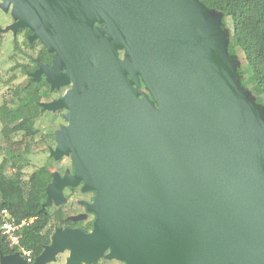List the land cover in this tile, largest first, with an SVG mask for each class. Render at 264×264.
<instances>
[{"label":"water","instance_id":"water-1","mask_svg":"<svg viewBox=\"0 0 264 264\" xmlns=\"http://www.w3.org/2000/svg\"><path fill=\"white\" fill-rule=\"evenodd\" d=\"M7 1L6 30L26 27L55 53L34 80L72 86L42 105L66 111L49 153L73 169L52 174L45 205L65 188L94 194L91 231L55 230L32 264L62 250L66 264H264V116L220 16L197 0Z\"/></svg>","mask_w":264,"mask_h":264},{"label":"trees","instance_id":"trees-1","mask_svg":"<svg viewBox=\"0 0 264 264\" xmlns=\"http://www.w3.org/2000/svg\"><path fill=\"white\" fill-rule=\"evenodd\" d=\"M206 9L218 14L221 21V29L224 30L226 22L231 23L232 34L226 43V53L234 58L238 48L245 59V65L236 67L235 73L239 77V85L245 89V94L250 100L261 107L264 106V0H197ZM18 29H28L26 27ZM30 30V29H29ZM31 31V30H30ZM28 43L27 41H25ZM24 42L23 45L27 46ZM16 44L20 50L22 45ZM16 50V51H17ZM43 50V49H42ZM15 53L9 58L15 59ZM49 55L43 53L36 56L39 63H44ZM33 65H17L21 73L27 76L25 82L17 85L10 91L13 102L4 101L0 105L1 137L9 140L12 135L20 134L23 143L22 150L28 154L29 141L39 133L34 127V121L41 115L42 105L40 100L48 93L49 85L41 82L37 91H34L37 83L29 77L34 73L37 66L32 59ZM248 73V75H247ZM264 116V110H263ZM54 139L52 135H48ZM29 139V141H26ZM18 149H20L18 147ZM5 157L0 164V222L1 212L6 210L16 221L21 219L32 222L20 232V245L32 252L33 259L38 257L44 247L49 246L51 236L55 230H63L71 226L70 220L58 207L54 210L45 205L46 189L51 183L53 170L48 165L34 169L29 175H24L22 156L15 155L9 149L4 150ZM10 163L13 172L6 176L4 167ZM91 222L86 229L91 228ZM17 249L11 247L0 232V257L13 255ZM91 264H99L98 261Z\"/></svg>","mask_w":264,"mask_h":264},{"label":"rangeland","instance_id":"rangeland-1","mask_svg":"<svg viewBox=\"0 0 264 264\" xmlns=\"http://www.w3.org/2000/svg\"><path fill=\"white\" fill-rule=\"evenodd\" d=\"M13 5L11 2L7 0H0V32L4 31L7 32L11 29L6 30L5 26L11 21L8 17V14H11V18L14 20L13 13H12ZM4 28V29H3ZM8 28V27H7ZM3 29V30H2ZM224 32L226 33L227 37L229 38L232 34V27L230 22H226L224 26ZM2 35V33H0ZM2 39L0 41V105L4 101H11L13 102V107L15 106V101L12 99L10 95L11 89L20 85L21 83L25 82L27 76L21 73V68L16 67L17 65H26L28 61V56L21 55L17 53L15 59L11 60L9 56L12 54L11 47H10V40L6 36L0 37ZM22 48V47H21ZM25 48L23 47L22 50ZM29 53V52H28ZM234 63L236 67H242L245 65V59L242 52L237 48L236 55L234 57ZM248 75V73H247ZM41 78L37 79V86L35 87L34 91H37L40 86ZM71 86V85H70ZM66 90V91H65ZM71 88H64L60 89L59 92L56 94L51 93L46 97V99L42 98V103L49 104L52 103V100L57 95L65 94L68 91H71ZM52 100V101H51ZM56 100V99H55ZM252 103L255 104V101L252 100ZM260 109L263 111L264 106H261ZM59 110H50V109H43L41 115L38 119L34 121V127L38 130L37 136L33 138V140L29 141L30 150L28 154H26L22 148L23 143L20 142L21 136L20 134L12 135V138L9 140H3L0 133V164L2 158H4L6 149H9L15 155H21L23 158V163L27 165L24 168V175H29L34 169L42 167L44 165L50 166L54 173H57L61 176V174L70 169V156H64L60 159H54L49 153V148H55L54 139L48 138V135H52L55 131L59 128L58 126L66 125L67 122L64 119V116H56V112ZM1 130V126H0ZM18 147L20 149H18ZM13 170L10 168V163H8L3 170V173L6 176H9ZM79 191V188L76 189L75 192H70L66 188L62 191L63 201L56 204L53 200L49 204V208L54 210L58 207H62V210L70 220L71 226L73 227H80V221L77 219H73L74 217H78L79 214H83V207L85 204H92V202H88L90 199L89 194L82 195ZM86 213H90L87 210ZM72 218V219H71ZM92 225V224H91ZM90 230V229H89ZM67 251L62 250L55 256V260L51 261L48 264H66L68 255ZM100 264H121V261L118 260H109L105 257L99 262Z\"/></svg>","mask_w":264,"mask_h":264},{"label":"flooded vegetation","instance_id":"flooded-vegetation-1","mask_svg":"<svg viewBox=\"0 0 264 264\" xmlns=\"http://www.w3.org/2000/svg\"><path fill=\"white\" fill-rule=\"evenodd\" d=\"M11 14H8V17L11 19V21L5 26V28H7V27H11V26H13L14 24H15V19L13 20L12 18H11V16H10ZM95 27H99V28H102L103 27V25L102 24H99V23H97V22H94L93 24H92V28H95ZM40 27H38V28H36V29H39ZM4 29V28H3ZM2 29V30H3ZM48 31H49V33H50V35L51 36H55L54 35V33L52 32V30L51 29H48ZM0 33H2V35H0V37H2V36H6L9 40H10V47H11V51H12V53H15V55H17V53H20L21 55H25V56H28V65H33L32 63H30L31 61H32V59L36 62V64H37V66L39 65H41V66H51L52 65V60H53V57H54V55H55V53H49L48 51H47V48L41 43V41L38 39V38H34V35H35V32L34 31H30L29 29H16V30H9V31H7V32H4V31H1ZM104 37H106L107 38V35H105L104 34ZM2 39H0V41H1ZM25 41H27L28 43H26ZM17 42V44L18 43H20V44H22V45H19V46H25V45H23L24 44V42L26 43V45L27 46H32L31 48H29V47H24L25 49L24 50H22V48L20 49V50H17L16 49V43ZM49 55V58H47V61L46 62H44V63H39V61H38V59H36V56H38V55H40V54H42L43 53V50ZM17 50V51H16ZM29 52V53H28ZM118 52V59L119 60H124L125 59V55H124V53L122 52V51H117ZM26 64V65H27ZM64 63H62L61 62V65H63ZM63 67V66H62ZM39 68L37 67L34 71H37ZM62 71L63 72H65V69L63 68L62 69ZM33 74V73H32ZM32 74H30L29 75V77L31 78V79H35L33 76H32ZM39 78H41L40 80V84H41V82H46L48 85H49V91H48V93L45 95V96H43L45 99H46V97H48V95L49 94H51V93H54V94H56L57 92H59V90L60 89H64V88H71L72 89V86H70L71 84H69V85H66V86H61V87H59L58 89H51V85L46 81V77H45V75H40L39 76ZM38 78V79H39ZM36 83H37V81H36ZM139 90H140V92L141 91H144V88H143V86L141 85V82H140V84H139ZM66 91V90H65ZM64 93V92H63ZM63 93L62 94H60L59 96L57 95L56 97H54L52 100H55V99H58L59 97H61L62 95H63ZM42 97V98H43ZM42 98H41V100H40V104L41 105H44V103H42ZM51 100V101H52ZM43 110V109H42ZM42 113V112H41ZM56 116L58 117V116H60L61 115V117L62 116H64L65 114H66V111L64 110V109H59V111H57L56 112ZM39 118V117H38ZM38 118H36V119H38ZM35 119V120H36ZM65 126H67V124L66 125H62V127H65ZM58 130L57 131H55L54 133H53V137H54V134L56 133V132H58L60 129H61V126H58ZM55 142V141H54ZM49 150H50V148H49ZM69 161H70V169H67V170H65L62 174H61V177L66 173V172H68L69 174H72V163H71V158H69ZM77 188H79V191H81V185H79V186H77V187H75V188H66L67 190H69L70 192H75L76 191V189ZM82 195H85V194H89V196H90V199H89V201L88 202H92L93 201V196H94V194L92 193V192H87V193H83L82 191L80 192ZM86 205V204H85ZM83 207V214H79L78 216H85V219H82L81 221H80V227H73V226H68L69 228H71V229H82V230H84V231H91V229H92V225H91V228H90V230L89 229H86V226H87V224H89L90 222L91 223H93V221H94V215L92 214V213H86L85 211H86V208L84 207V206H82ZM68 253V252H67ZM68 255V254H67ZM21 257V256H20ZM22 258V257H21ZM22 260H23V258H22ZM102 260V258L100 259V260H98V263L100 262ZM24 261V260H23ZM24 263H25V261H24ZM26 264V263H25ZM100 264V263H99ZM116 264H118V263H116ZM121 264H124V263H121Z\"/></svg>","mask_w":264,"mask_h":264},{"label":"built area","instance_id":"built-area-1","mask_svg":"<svg viewBox=\"0 0 264 264\" xmlns=\"http://www.w3.org/2000/svg\"><path fill=\"white\" fill-rule=\"evenodd\" d=\"M0 232L6 238L9 245L17 249V252L26 264H32L34 259L32 252L20 245V232L27 227L32 220L21 219L16 221L6 210L1 212Z\"/></svg>","mask_w":264,"mask_h":264}]
</instances>
